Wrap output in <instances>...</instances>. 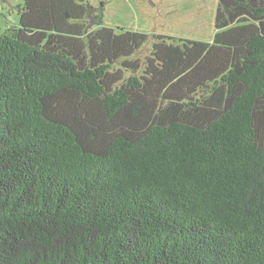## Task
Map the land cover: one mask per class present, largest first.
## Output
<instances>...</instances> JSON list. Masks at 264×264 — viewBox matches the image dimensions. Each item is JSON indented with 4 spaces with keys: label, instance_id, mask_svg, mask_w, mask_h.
I'll return each instance as SVG.
<instances>
[{
    "label": "trees",
    "instance_id": "16d2710c",
    "mask_svg": "<svg viewBox=\"0 0 264 264\" xmlns=\"http://www.w3.org/2000/svg\"><path fill=\"white\" fill-rule=\"evenodd\" d=\"M98 3L0 32V264H264V0L144 61Z\"/></svg>",
    "mask_w": 264,
    "mask_h": 264
},
{
    "label": "rangeland",
    "instance_id": "374dc122",
    "mask_svg": "<svg viewBox=\"0 0 264 264\" xmlns=\"http://www.w3.org/2000/svg\"><path fill=\"white\" fill-rule=\"evenodd\" d=\"M106 3L105 22L149 34L148 43L138 53L144 61L155 42L153 35L212 41L219 0H91ZM25 0H0V32L18 24L19 9ZM130 73H127L129 75Z\"/></svg>",
    "mask_w": 264,
    "mask_h": 264
},
{
    "label": "crops",
    "instance_id": "0c3cea01",
    "mask_svg": "<svg viewBox=\"0 0 264 264\" xmlns=\"http://www.w3.org/2000/svg\"><path fill=\"white\" fill-rule=\"evenodd\" d=\"M93 4H95L93 1H91Z\"/></svg>",
    "mask_w": 264,
    "mask_h": 264
}]
</instances>
